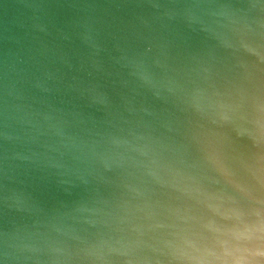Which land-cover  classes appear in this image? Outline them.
Segmentation results:
<instances>
[{"label":"water","instance_id":"1","mask_svg":"<svg viewBox=\"0 0 264 264\" xmlns=\"http://www.w3.org/2000/svg\"><path fill=\"white\" fill-rule=\"evenodd\" d=\"M0 264H264V0H0Z\"/></svg>","mask_w":264,"mask_h":264}]
</instances>
